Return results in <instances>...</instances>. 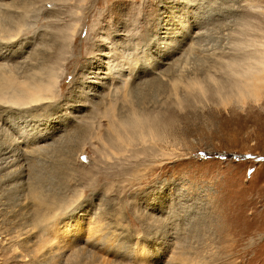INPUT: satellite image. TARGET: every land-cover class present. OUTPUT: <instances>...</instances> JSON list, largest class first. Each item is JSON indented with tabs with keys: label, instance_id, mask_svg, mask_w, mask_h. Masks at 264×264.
<instances>
[{
	"label": "rangeland",
	"instance_id": "374dc122",
	"mask_svg": "<svg viewBox=\"0 0 264 264\" xmlns=\"http://www.w3.org/2000/svg\"><path fill=\"white\" fill-rule=\"evenodd\" d=\"M45 1L0 0V22H8L5 12L13 19L6 26L23 22L15 41L7 43L0 32V61L18 57L26 67L32 64L28 73L43 66L58 76L48 102L31 113L0 116V264H37L21 260L25 242L40 235L27 234L24 185H17L15 168L5 167L19 164V147L11 142V152L6 145L24 127L51 137V150L37 167L44 193L73 204L66 222L99 215L125 248L136 244L157 255L149 264H163L170 249L184 250L191 264H264V97L224 105L213 90L194 101L180 87L185 102L179 109L171 88L184 68L190 77L219 70L217 77L226 80L220 58L240 57L242 42L264 41V0ZM172 41L180 48L160 59ZM185 41L195 42L192 53H185ZM113 77L117 83H110ZM95 80L106 85L98 88ZM110 102L120 115L133 106L162 115L158 124L160 130L166 125V140L160 152L137 145L108 160L98 136L109 140L101 113ZM108 251L103 249L110 254L105 258H114Z\"/></svg>",
	"mask_w": 264,
	"mask_h": 264
},
{
	"label": "bare ground",
	"instance_id": "6f19581e",
	"mask_svg": "<svg viewBox=\"0 0 264 264\" xmlns=\"http://www.w3.org/2000/svg\"><path fill=\"white\" fill-rule=\"evenodd\" d=\"M45 2L47 4V0ZM5 6L10 5L5 4ZM7 14L9 16V13ZM8 16L5 12L2 17L3 20L5 17V20H7L8 22H13V19H11L12 15H10L11 17ZM21 21V19H18L16 22H14L15 26L12 24L13 26L11 27H8L9 25H5L8 22L5 23L4 21L5 24L2 21L0 22V32L6 37L4 38L5 40H7V43L12 42L9 41L10 39L16 38V34L20 31L21 26H23V22ZM187 35L189 36V33H187L186 31V36ZM13 40L15 41L16 39ZM240 45H243V47H240L239 49V52L241 53L240 57H236L239 56L237 55L239 53H237L230 57H226L227 54H224V58H220V64H223L221 66L225 74L223 75L226 77V80H223L221 76L217 77V74H219L217 72L219 70H215L214 74L213 72H211V70H207V74L204 77L201 75L200 77H197V75L195 74V77H192V75L190 77L189 74L185 75V68L182 69L179 75H177L175 78L173 77L171 81V88L172 94L175 98L174 101H176H173V103H175L174 105L181 109L183 102H185L184 97H182L179 93L180 87L184 88L188 96H194V101L197 97L208 98L207 94L209 92L211 93L210 90H213V94L219 99V102L224 105L230 104L229 102L233 100H237L236 102L244 104L247 98H252L256 102L261 101L264 97V41L253 40L247 43L242 42ZM178 46L180 45H178L176 41H172V44H169L168 46L167 54L162 53L163 57L160 56V59L174 54L175 51L180 48ZM194 46L195 42H187V47L184 50L185 53L187 51L188 53H192V51L196 49ZM10 57L11 58H9V60L0 61V116L3 115V113L8 114L14 112L15 110V112L23 111L31 113V110L36 109L35 107L37 105H39L40 103L42 104L44 102H48V100L52 98L54 89L56 88L58 82V76L54 69L45 72V69H42L43 66L41 68L32 67L30 69L31 72L29 71V74L28 72H26V70L27 67L29 69L32 64L26 67L24 65L25 62H18V57ZM218 58L215 59V61L218 60ZM178 59L181 58L178 57ZM151 63L153 65H151ZM151 63V66H148L153 69L155 68V64H157V60L156 63ZM158 63H160V61H158ZM23 66H25L26 69H23ZM215 67L217 68V66ZM132 70L129 71V75H132V73L134 72V70ZM162 73L165 74L164 72ZM183 75H185V77L182 78ZM97 78L99 79V77ZM168 78L166 77V79ZM116 79L115 77H113L112 82H109L115 83ZM93 81L92 83L98 85V88H102V86L105 84H103L102 81V83H98V81L96 80L95 82ZM125 83L127 82H124V84ZM127 96L129 97V94L127 95L126 92H124V100H127ZM107 105L105 104L104 107H106ZM127 111L128 112L123 115L117 114L118 112L116 104L114 102V104L111 103L105 109H103L101 113L102 118H105L107 121V131L109 140L106 137L101 136H98V139L103 143V149H106L105 151L103 150V152L109 151L107 155V158H109L108 160L114 158H123L126 153L129 154V152L134 151L135 148H137V145H139L145 150L149 148H154L160 152V146L162 145L163 141L166 140V125L163 123L164 126L160 130V126L158 124V122L160 123L164 120L162 115L160 116V114H158L157 112L150 113L143 110L140 111L134 106L130 110L127 109ZM1 120H3V118L0 117V122ZM24 128L19 129L18 132H14L15 134H17L15 135L17 137L14 139H12V133L10 132V143H13V147L14 145L18 146L21 152L20 160H16L19 162V164L15 165V163L7 164L6 166L4 165L6 169L15 168L14 172H16V175L18 176L15 178V175L14 178L16 179V182H19L17 183V185H24L22 191V202H25V205H27V211H30L29 213L27 211L25 213H28L26 215H28V219L30 220L29 223L31 226L27 234H29L30 232L33 234L35 231H39L40 235V241L38 240L37 242H25V245L23 246L24 250H20L21 260H26L27 258H30L31 262L37 264H149V261H154V259L158 260L157 255L148 253V251H146L143 246L135 244L132 248H125L123 244L118 241V236H116L114 232H109L110 230H108V228H106V226L103 224V219L99 215L96 217H91L88 214H84L86 216L83 215V218H71L69 221L66 222L65 219H63L65 218L64 214L71 208L73 204L60 200H52L46 195V193H44L43 185L45 177L43 176L44 174H41L39 172V169L37 167L38 158L41 155H44L45 153L49 152V150H51V144H49V140L51 139V137H48L47 135H36L32 132L27 133V131H25L26 129ZM8 133L9 131H6V134L9 136L10 133ZM8 136H5L6 139ZM6 142L8 143L9 141ZM12 143L11 145L9 144L10 148L8 144L6 145L7 150L11 152L13 151V149L11 148ZM6 154L8 155V153ZM4 158L5 157H3L2 160ZM0 162L3 161H1L0 159ZM17 168H19V171L21 169V173L19 172L17 174ZM17 185L15 186L17 187ZM18 189L20 190V188ZM13 249L16 253L19 251L20 247H18L17 244L14 246ZM44 249H46V251H44ZM103 249L104 251L105 249H109L108 253H111L115 259L112 257H110L111 259L105 258L107 255L105 254V252L103 253ZM100 253L104 255L102 256ZM166 253H168V256L167 258H165L166 260H163V264H191V260L189 259L187 253L184 250L180 252H175L171 251L170 249L169 251H166ZM48 254L49 256L47 257ZM163 254L164 251H162L161 255ZM116 259H118L119 262H116Z\"/></svg>",
	"mask_w": 264,
	"mask_h": 264
}]
</instances>
